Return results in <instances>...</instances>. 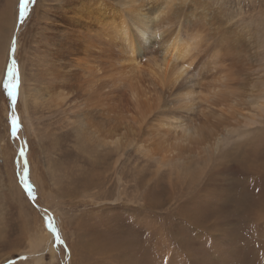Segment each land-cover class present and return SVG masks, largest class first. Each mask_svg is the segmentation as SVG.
<instances>
[{
	"label": "rangeland",
	"instance_id": "obj_1",
	"mask_svg": "<svg viewBox=\"0 0 264 264\" xmlns=\"http://www.w3.org/2000/svg\"><path fill=\"white\" fill-rule=\"evenodd\" d=\"M0 264H264V0H0Z\"/></svg>",
	"mask_w": 264,
	"mask_h": 264
},
{
	"label": "bare ground",
	"instance_id": "obj_2",
	"mask_svg": "<svg viewBox=\"0 0 264 264\" xmlns=\"http://www.w3.org/2000/svg\"><path fill=\"white\" fill-rule=\"evenodd\" d=\"M130 1V0H129ZM125 4V3H124ZM126 4H127V2H126ZM133 5H134V3H133ZM130 7H132V5L130 6ZM133 8H135V6L133 7ZM132 8V9H133ZM82 9V8H81ZM139 13V12H138ZM102 15V14H101ZM100 15V16H101ZM105 15V14H104ZM103 15V16H104ZM135 15V14H134ZM102 16V17H103ZM121 16V15H120ZM111 17V16H110ZM114 17V16H113ZM104 18V17H103ZM102 18V19H103ZM108 18H109V16H108ZM112 18V17H111ZM121 18V17H120ZM98 19V18H97ZM96 19V20H97ZM100 19H101V17H100ZM99 20L98 21V23H100V27L102 28L101 30H103V31H101V33H103L102 35H98V36H96V39L97 38H99V41H101V42H103L104 40H102L104 37L103 36H108L107 38L109 39V40H111V41H118V43L120 42V43H122L120 46L122 47V48H125L126 50H127V52L129 53H127L130 57H134V46H133V41H134V38H133V36L130 34V32H129V29H128V26L126 25V24H124L125 22H123L122 21V19L121 20H119V21H116L115 19V21H113V20H111V21H109V20H105V19H103V20ZM138 19H141V23H143V19H144V16H139L138 17ZM105 20V21H104ZM137 21V20H136ZM18 22V21H17ZM138 23V22H137ZM144 24V23H143ZM139 25V24H138ZM19 27V24L17 23V26H16V29ZM147 27H148V25H147ZM85 29H86V26H85ZM147 28L146 27H143V26H138V27H136V33L139 35V36H141V37H145V35H146V32H147V30H146ZM150 29V28H149ZM88 30V29H87ZM87 30H85V31H87ZM96 32V31H95ZM99 32V31H98ZM89 33V32H88ZM154 33V32H153ZM156 33V32H155ZM88 35V34H87ZM86 35V36H87ZM94 35V34H93ZM89 36V35H88ZM90 37H91V35H90ZM148 37V36H147ZM157 37V36H156ZM92 40H94L93 38H92ZM88 42H91V39H89L88 40ZM87 42V43H88ZM85 43V42H84ZM90 44V43H89ZM105 44V43H104ZM115 44V43H114ZM114 44H112V45H114ZM170 44V43H169ZM86 45V44H85ZM172 45V46H171ZM170 46H171V51L172 52H174V54H176V56H177V58L178 59H181L182 61L184 60L183 58L186 56V53H187V48L185 47L182 51H179V48H177V46H176V44H175V42L173 41V44H171ZM88 46V45H87ZM86 46V47H87ZM110 46V45H109ZM88 47H91L90 45L88 46ZM13 49H16V48H13ZM99 49V48H98ZM124 49V50H125ZM118 50H120V49H118ZM82 51V50H81ZM97 51V50H96ZM185 51H186V53H185ZM92 52V51H91ZM119 52H121V51H119ZM170 52V51H169ZM84 53H85V51H84ZM166 53V52H165ZM123 55V54H122ZM171 55L172 54H170V57H171ZM126 56V55H125ZM183 57V58H182ZM171 59H174V58H172L171 57ZM82 62V59L81 60H79V62ZM182 63H184V61L182 62ZM192 63V62H191ZM186 65H180V67H179V69H178V71H176L175 72V76L178 78L179 76H180V72H179V70H181L182 68H185L186 66H189L190 65V63H185ZM191 66V65H190ZM166 67H168V64H166ZM185 69H187V68H185ZM165 70V69H164ZM170 120V119H169ZM172 120V119H171ZM176 120V119H175ZM170 122V121H169ZM167 124H168V122H167ZM169 125V124H168ZM141 126V125H140ZM139 126V127H140ZM165 126H166V124H165ZM171 127V126H170ZM160 129H162V136L164 137V136H166L167 134H168V132H169V130L168 129H166V128H160ZM183 130V129H182ZM189 130V129H188ZM151 131V130H150ZM160 131V130H159ZM201 131L203 132V130H201L200 128H197V129H193L192 130V127H191V130H189L183 137H185V141H182V143L183 142H193V141H195L194 142V144H193V146L195 145V148H196V144H200V143H202V141H201ZM171 132V131H170ZM204 132H206V131H204ZM143 133V132H142ZM148 133V132H147ZM150 133V132H149ZM178 134V133H177ZM212 134V132H211V130L208 132V134L204 137V140H205V142H204V144L203 145H205V148L207 149V150H209V148H214L215 146H216V144L219 142V139H215L214 140V142L212 143V144H208V141L206 140V139H208L209 137H210V135ZM151 135V134H150ZM158 135V134H157ZM182 135H183V133H182ZM160 136V135H159ZM177 136V135H176ZM204 136V135H203ZM124 137H125V135H124ZM178 137V136H177ZM181 137V136H180ZM129 138V137H128ZM143 138V137H142ZM160 138V137H159ZM172 138V137H171ZM175 138V137H174ZM144 139V138H143ZM154 139V138H153ZM165 139L166 138H162L161 139V141L160 142H156V143H158V144H156V146L157 147H155L153 150V152H152V150L150 151V149H148L150 152H152V155H154V156H158L160 159H162V160H164V159H166L167 157H168V155H165V154H169L170 152H172L173 151V149H174V147H175V145H176V143L175 144H168V143H170V141H168L167 139V141H168V143H167V141H165ZM173 139V138H172ZM181 139V138H180ZM191 139V140H190ZM149 140V139H148ZM164 140V141H163ZM171 140V139H170ZM182 140H184V139H182ZM141 141V140H140ZM153 141H155V140H153ZM142 142H143V140H142ZM164 142H166L167 143V145H169L168 147H167V145H166V147H163V145H165V144H163ZM146 143V142H145ZM150 143V142H149ZM152 143V142H151ZM150 143V145H152ZM136 144H137V142H136ZM154 144V143H153ZM189 144V143H188ZM137 146V145H136ZM140 146V145H139ZM183 146H185V145H183ZM187 146H189V145H187ZM198 146V145H197ZM149 148V147H148ZM176 149L178 148V146L177 147H175ZM183 147H181V149H182ZM187 148V147H186ZM189 148V147H188ZM180 149V148H179ZM180 149V150H181ZM192 149V148H191ZM197 149H199L200 150V148L198 147V148H196V150ZM140 150V149H139ZM187 150V149H186ZM188 150H190V148L188 149ZM199 150H197V151H199ZM182 151V150H181ZM196 151V152H197ZM179 153V152H178ZM172 154H174V153H172ZM196 154V153H195ZM161 155V156H160ZM197 155V154H196ZM172 156V155H171ZM174 156V155H173ZM172 156V157H173ZM170 159V158H169ZM189 159H191V158H189ZM163 162V161H162ZM165 162V161H164Z\"/></svg>",
	"mask_w": 264,
	"mask_h": 264
},
{
	"label": "snow or ice",
	"instance_id": "obj_3",
	"mask_svg": "<svg viewBox=\"0 0 264 264\" xmlns=\"http://www.w3.org/2000/svg\"><path fill=\"white\" fill-rule=\"evenodd\" d=\"M13 76V73H9V81L5 84V89L7 90V95L8 97H10L13 101V104H15L16 99H17V84H12L11 82V78ZM18 127V120L17 118L14 116L12 118V134L16 135V129Z\"/></svg>",
	"mask_w": 264,
	"mask_h": 264
},
{
	"label": "water",
	"instance_id": "obj_4",
	"mask_svg": "<svg viewBox=\"0 0 264 264\" xmlns=\"http://www.w3.org/2000/svg\"><path fill=\"white\" fill-rule=\"evenodd\" d=\"M25 4V3H24ZM23 7H24V5H23ZM20 15H21V12H20ZM19 19H20V17H19ZM11 51H13V49H11Z\"/></svg>",
	"mask_w": 264,
	"mask_h": 264
}]
</instances>
